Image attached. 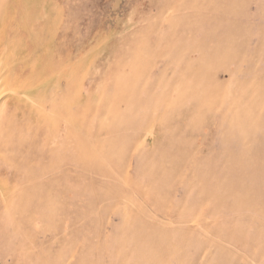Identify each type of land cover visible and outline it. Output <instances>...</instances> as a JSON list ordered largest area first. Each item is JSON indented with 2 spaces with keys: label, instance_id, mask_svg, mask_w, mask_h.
Masks as SVG:
<instances>
[{
  "label": "rangeland",
  "instance_id": "374dc122",
  "mask_svg": "<svg viewBox=\"0 0 264 264\" xmlns=\"http://www.w3.org/2000/svg\"><path fill=\"white\" fill-rule=\"evenodd\" d=\"M0 264H264V0H0Z\"/></svg>",
  "mask_w": 264,
  "mask_h": 264
},
{
  "label": "bare ground",
  "instance_id": "6f19581e",
  "mask_svg": "<svg viewBox=\"0 0 264 264\" xmlns=\"http://www.w3.org/2000/svg\"><path fill=\"white\" fill-rule=\"evenodd\" d=\"M61 55V54H60ZM67 66V65H66ZM66 68H68V66L66 67ZM69 69V68H68ZM68 72V71H67ZM68 74V73H67ZM75 74V73H74ZM73 77V76H72ZM55 84V83H54ZM56 85V84H55ZM55 95V94H54ZM13 168V167H12Z\"/></svg>",
  "mask_w": 264,
  "mask_h": 264
}]
</instances>
